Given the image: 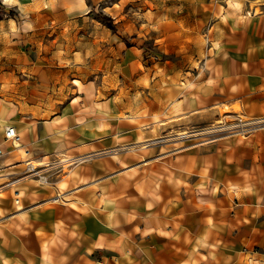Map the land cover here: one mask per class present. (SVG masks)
<instances>
[{"label": "crops", "instance_id": "0c3cea01", "mask_svg": "<svg viewBox=\"0 0 264 264\" xmlns=\"http://www.w3.org/2000/svg\"><path fill=\"white\" fill-rule=\"evenodd\" d=\"M230 1H171L213 28L200 64L185 70L148 62L100 23L89 63L65 67L74 93L58 102L64 69L15 41L11 98L0 85V264H264V122L208 131L264 118V5ZM35 15L15 27L46 25ZM6 125L20 144L4 138ZM79 155L90 157L53 183L19 178L27 160Z\"/></svg>", "mask_w": 264, "mask_h": 264}, {"label": "rangeland", "instance_id": "374dc122", "mask_svg": "<svg viewBox=\"0 0 264 264\" xmlns=\"http://www.w3.org/2000/svg\"><path fill=\"white\" fill-rule=\"evenodd\" d=\"M28 1L15 0L22 4L18 7V4H4L0 0V18L5 20L0 27V85L7 86L5 94L10 98L13 94L11 81L15 78V74L11 72L15 68V41L20 52L29 53L32 59L38 56L41 48L43 54L49 55L48 59L58 73L60 69L65 71L68 64H71L68 67L76 70V65L81 64L82 60L89 63L90 59L86 60L85 56L97 49L95 37L100 34L98 26L100 23L105 24L101 17L109 15L114 26L110 27L111 30L121 37L125 36L127 45H136L141 49L148 62L185 70L200 64L213 32L208 24L203 26L195 21L185 20L188 12L172 9V0H35L44 4L47 16L38 15L37 10H30L25 5ZM242 1L256 6L257 11L264 5V0ZM73 7L77 9L68 13L61 10ZM34 13L35 18L45 19L46 25L15 27V21L21 25L25 18L33 17ZM67 18H72L75 22L65 23ZM15 30L22 32L20 40H15ZM79 52L82 55L76 58ZM26 73L22 69L19 77H28ZM76 77H69L66 71L60 76L58 83L66 84L67 91L53 90V102L63 100L66 94L74 93L71 85ZM56 78L59 77L56 76L54 81ZM75 82L80 89L83 88L82 82L78 79ZM11 112H14V108Z\"/></svg>", "mask_w": 264, "mask_h": 264}, {"label": "built area", "instance_id": "2783aa9c", "mask_svg": "<svg viewBox=\"0 0 264 264\" xmlns=\"http://www.w3.org/2000/svg\"><path fill=\"white\" fill-rule=\"evenodd\" d=\"M263 122L264 118L260 120H247L240 116H236L226 122H218L216 126L208 128V131L212 132V135L215 136L213 138H216V135L219 133L245 134L258 129ZM4 138L6 140H11L14 144H20L21 142L19 132L12 125H6L4 129ZM4 154L5 149L0 142V170L2 168L1 159ZM89 157V155L64 156L54 160H47L42 163L34 160H27L26 166L19 178L31 176L42 184L53 183L55 177L67 173L72 166L89 159ZM19 178L9 180L8 182H15V180Z\"/></svg>", "mask_w": 264, "mask_h": 264}, {"label": "trees", "instance_id": "16d2710c", "mask_svg": "<svg viewBox=\"0 0 264 264\" xmlns=\"http://www.w3.org/2000/svg\"><path fill=\"white\" fill-rule=\"evenodd\" d=\"M101 20H102L103 22H105V24H106L107 26H109V27H111V28L114 27V26H113V23H112V17H111V16H109V15H103V16L101 17Z\"/></svg>", "mask_w": 264, "mask_h": 264}, {"label": "bare ground", "instance_id": "6f19581e", "mask_svg": "<svg viewBox=\"0 0 264 264\" xmlns=\"http://www.w3.org/2000/svg\"><path fill=\"white\" fill-rule=\"evenodd\" d=\"M2 105H3V103L0 105V116H2L1 113L4 112V108L1 107ZM10 114H12V112H10ZM0 120H1V118H0ZM5 127H6V126H5ZM4 129H5V128H4ZM16 144H18V143H16Z\"/></svg>", "mask_w": 264, "mask_h": 264}]
</instances>
